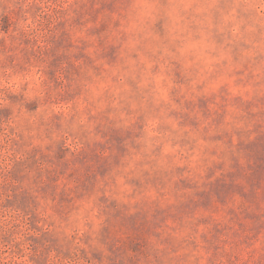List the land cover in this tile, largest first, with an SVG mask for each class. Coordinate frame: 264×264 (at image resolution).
<instances>
[{"label": "rangeland", "instance_id": "1", "mask_svg": "<svg viewBox=\"0 0 264 264\" xmlns=\"http://www.w3.org/2000/svg\"><path fill=\"white\" fill-rule=\"evenodd\" d=\"M0 264H264V0H0Z\"/></svg>", "mask_w": 264, "mask_h": 264}]
</instances>
